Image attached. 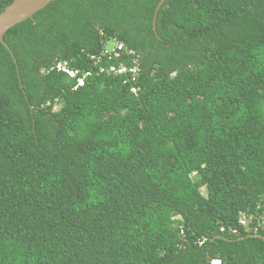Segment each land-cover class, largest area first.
<instances>
[{
	"label": "trees",
	"instance_id": "1",
	"mask_svg": "<svg viewBox=\"0 0 264 264\" xmlns=\"http://www.w3.org/2000/svg\"><path fill=\"white\" fill-rule=\"evenodd\" d=\"M159 1L56 0L4 35L0 264H264L238 224L264 211V0H165L157 39ZM108 42L134 80L98 72Z\"/></svg>",
	"mask_w": 264,
	"mask_h": 264
},
{
	"label": "built area",
	"instance_id": "2",
	"mask_svg": "<svg viewBox=\"0 0 264 264\" xmlns=\"http://www.w3.org/2000/svg\"><path fill=\"white\" fill-rule=\"evenodd\" d=\"M134 55L133 51L125 50L124 47L121 44H117L116 42H108L105 44L104 49L99 55H93L90 56V60L94 62V65H99L101 63L102 58H106L107 60L111 59H119L120 57H132ZM55 69L58 72H62L68 76L69 79L76 81V86L74 89H77L78 87L83 86L84 80L87 76L90 75V72H83L80 74L79 71L72 69L69 67L68 62H59L55 64L51 70ZM99 73H104L107 76L115 75V76H122L127 73L132 75V78L134 80V77L139 72L138 66L132 67V68H126L124 66H120L119 68H115L114 66H110L107 69L103 68L99 65L98 68ZM81 75V76H80ZM134 92V90H132ZM257 211H260V207L257 208ZM255 219V217L248 213H241L239 215L238 224L239 227L244 229V231L248 234L253 233L255 234L258 231V228L261 227L264 224V211L261 215H258L256 217V220H258V223L256 226H251L252 220ZM202 242H200V245ZM210 264H220V261L213 260Z\"/></svg>",
	"mask_w": 264,
	"mask_h": 264
},
{
	"label": "water",
	"instance_id": "3",
	"mask_svg": "<svg viewBox=\"0 0 264 264\" xmlns=\"http://www.w3.org/2000/svg\"><path fill=\"white\" fill-rule=\"evenodd\" d=\"M54 1L56 0H13V2L9 6H7L2 13H0V44L6 49V51L9 53V55L13 59V62L16 66L18 78H19V71L16 65V60L14 58L13 53L9 49L8 45L4 41V35L9 29L20 24L21 22L26 21L27 19H31L34 14L44 9L47 5H49L51 2H54ZM164 1L165 0L159 1L158 5L156 6L154 10V14H153L152 29L156 37H157L156 17ZM157 39L159 38L157 37ZM20 88L22 89L21 86ZM250 238H259V239L264 240V238H262L259 235H252L250 236Z\"/></svg>",
	"mask_w": 264,
	"mask_h": 264
},
{
	"label": "rangeland",
	"instance_id": "4",
	"mask_svg": "<svg viewBox=\"0 0 264 264\" xmlns=\"http://www.w3.org/2000/svg\"><path fill=\"white\" fill-rule=\"evenodd\" d=\"M57 108H58V107L56 106L55 109L57 110ZM203 193H204V191H203Z\"/></svg>",
	"mask_w": 264,
	"mask_h": 264
}]
</instances>
